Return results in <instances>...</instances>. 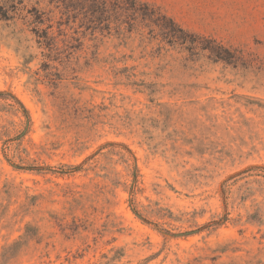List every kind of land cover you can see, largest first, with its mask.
I'll list each match as a JSON object with an SVG mask.
<instances>
[{
  "label": "rangeland",
  "instance_id": "obj_1",
  "mask_svg": "<svg viewBox=\"0 0 264 264\" xmlns=\"http://www.w3.org/2000/svg\"><path fill=\"white\" fill-rule=\"evenodd\" d=\"M98 1L0 0V264H264V0Z\"/></svg>",
  "mask_w": 264,
  "mask_h": 264
},
{
  "label": "crops",
  "instance_id": "obj_2",
  "mask_svg": "<svg viewBox=\"0 0 264 264\" xmlns=\"http://www.w3.org/2000/svg\"><path fill=\"white\" fill-rule=\"evenodd\" d=\"M157 7L175 22L184 25L183 17L236 16L245 18L251 15L246 0H236L237 6L230 8L234 0H136ZM232 10V12H231ZM234 10H236L234 12Z\"/></svg>",
  "mask_w": 264,
  "mask_h": 264
},
{
  "label": "trees",
  "instance_id": "obj_3",
  "mask_svg": "<svg viewBox=\"0 0 264 264\" xmlns=\"http://www.w3.org/2000/svg\"><path fill=\"white\" fill-rule=\"evenodd\" d=\"M133 3H135V1H132ZM106 2L105 0H100L98 1L95 5V8L98 9V11L100 13L105 12L106 9ZM147 8H149L151 11H154L153 8L151 6H147ZM166 20L167 18L164 17ZM168 21L173 25V27L178 28V31L180 33H184V30H182L179 26H177L174 21L169 20ZM40 39H42V37H39ZM46 41L47 39L51 40L48 36L45 38ZM212 43L215 41H211ZM204 51H209L211 53V56L214 58V60L216 61H223L226 63H230L233 61V57L231 56V52L230 50L224 48L223 46H218L217 49H212V48H202ZM9 108L15 112L16 114H23L29 123H31V118H30V114L28 112V110L24 107V105L14 96H11V102L8 105Z\"/></svg>",
  "mask_w": 264,
  "mask_h": 264
}]
</instances>
